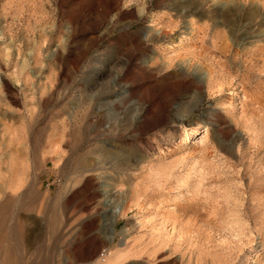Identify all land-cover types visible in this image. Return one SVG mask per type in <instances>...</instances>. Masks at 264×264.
<instances>
[{
  "label": "rangeland",
  "instance_id": "obj_1",
  "mask_svg": "<svg viewBox=\"0 0 264 264\" xmlns=\"http://www.w3.org/2000/svg\"><path fill=\"white\" fill-rule=\"evenodd\" d=\"M0 264H264V0H0Z\"/></svg>",
  "mask_w": 264,
  "mask_h": 264
},
{
  "label": "bare ground",
  "instance_id": "obj_2",
  "mask_svg": "<svg viewBox=\"0 0 264 264\" xmlns=\"http://www.w3.org/2000/svg\"><path fill=\"white\" fill-rule=\"evenodd\" d=\"M118 213H119V210L116 211V214H118Z\"/></svg>",
  "mask_w": 264,
  "mask_h": 264
}]
</instances>
